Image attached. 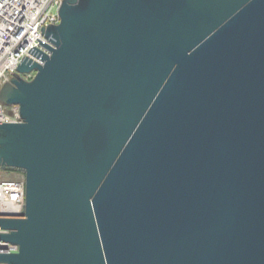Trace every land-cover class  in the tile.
I'll use <instances>...</instances> for the list:
<instances>
[{"label":"water","instance_id":"water-1","mask_svg":"<svg viewBox=\"0 0 264 264\" xmlns=\"http://www.w3.org/2000/svg\"><path fill=\"white\" fill-rule=\"evenodd\" d=\"M0 90L26 181L0 264H264V0H65ZM36 72L33 80L22 75Z\"/></svg>","mask_w":264,"mask_h":264},{"label":"built area","instance_id":"built-area-1","mask_svg":"<svg viewBox=\"0 0 264 264\" xmlns=\"http://www.w3.org/2000/svg\"><path fill=\"white\" fill-rule=\"evenodd\" d=\"M65 0H0V90L23 63H42L53 46L43 30L61 22L59 11ZM36 72L22 77L31 81ZM7 107V106H6ZM0 104V124L20 123V108L7 113ZM0 170V218H24L26 181L5 179ZM11 231L0 228L1 234ZM19 246L0 241V254H15Z\"/></svg>","mask_w":264,"mask_h":264},{"label":"rangeland","instance_id":"rangeland-1","mask_svg":"<svg viewBox=\"0 0 264 264\" xmlns=\"http://www.w3.org/2000/svg\"><path fill=\"white\" fill-rule=\"evenodd\" d=\"M4 110L7 113L11 112V108L9 106H7L6 108H4ZM3 177L5 179L22 180L24 178V174H22L20 172H14V173H10V174H3Z\"/></svg>","mask_w":264,"mask_h":264},{"label":"trees","instance_id":"trees-1","mask_svg":"<svg viewBox=\"0 0 264 264\" xmlns=\"http://www.w3.org/2000/svg\"><path fill=\"white\" fill-rule=\"evenodd\" d=\"M10 173H14V172L4 171V174H10Z\"/></svg>","mask_w":264,"mask_h":264}]
</instances>
